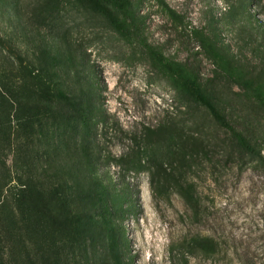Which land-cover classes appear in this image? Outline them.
I'll use <instances>...</instances> for the list:
<instances>
[{
    "label": "rangeland",
    "instance_id": "obj_1",
    "mask_svg": "<svg viewBox=\"0 0 264 264\" xmlns=\"http://www.w3.org/2000/svg\"><path fill=\"white\" fill-rule=\"evenodd\" d=\"M132 4L142 38L221 120L88 1L0 0V92L18 103L0 118V264H116L86 199L94 175L125 212L124 264H264V0ZM58 91L94 94L88 128Z\"/></svg>",
    "mask_w": 264,
    "mask_h": 264
},
{
    "label": "trees",
    "instance_id": "obj_2",
    "mask_svg": "<svg viewBox=\"0 0 264 264\" xmlns=\"http://www.w3.org/2000/svg\"><path fill=\"white\" fill-rule=\"evenodd\" d=\"M86 1L108 16L112 28L123 39L127 41H140L152 61L160 65L164 71L170 75L175 87L184 98L189 99L190 97H193L196 100L201 101L202 104L209 106L213 110L214 114L219 118V120H221L219 114L212 107L208 98L205 96L204 91L201 92L199 87L196 88L195 85L197 84V81L193 79L186 67L180 63L167 59L160 51L147 44L145 39L142 38L141 29L138 24L136 12L133 9L132 0ZM172 13L174 14V12ZM194 34L198 38L200 47L203 48L209 58H212L217 63L219 61L225 60L221 50L210 37H207L205 34L200 32H195ZM3 92L5 93L0 92V118L7 121V119L12 116L15 104L18 103L13 99L12 92L7 89ZM55 94L58 99L61 100L68 109H70L71 112L76 114L81 119L85 125V128H88L93 117L96 115V106L93 101L94 94H87V92H83L80 97L75 95L72 98L60 91L56 92ZM261 104L262 108L264 109V99L261 101ZM20 114H23V116H26L27 114L29 115L30 110L20 111V107H18L17 111L15 112V116H19ZM1 122L2 123H0V125L4 123V121ZM225 126L241 146H248L246 139L240 133H238L232 125L226 123ZM165 131L166 127H163L159 129L158 132L150 131L148 135L149 137L160 136V134H163ZM153 164L156 165L157 161H153ZM156 169L155 176L159 178L161 176V168L156 165ZM166 178L167 177L164 178L165 181ZM21 180L22 179H20V182H22ZM23 185L25 187L24 189H27L29 180L23 183ZM87 193L88 196L86 199H88L92 205L90 212H95L97 217L102 220V223L110 234L112 259H114L116 264H124L122 260V249L124 246L123 239L121 237L122 230L120 229V224L125 212L121 207H119L116 194L112 193L109 187L103 181L99 180L95 175L89 183ZM194 242L196 246L204 252L214 251V241L211 239H200Z\"/></svg>",
    "mask_w": 264,
    "mask_h": 264
}]
</instances>
